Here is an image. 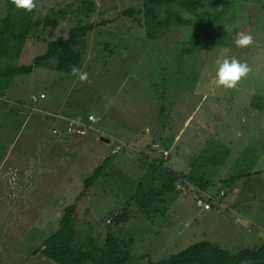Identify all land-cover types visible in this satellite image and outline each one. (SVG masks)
Segmentation results:
<instances>
[{"label":"rangeland","instance_id":"374dc122","mask_svg":"<svg viewBox=\"0 0 264 264\" xmlns=\"http://www.w3.org/2000/svg\"><path fill=\"white\" fill-rule=\"evenodd\" d=\"M145 1L37 0L30 41L22 56L0 60L3 72L10 65L31 64L46 51L49 41L67 37L70 28L94 25L76 46L83 57L80 69L89 74L91 83L59 71L54 59L12 79L0 73V264H55L33 253L58 226L61 209L85 193L76 207L82 237L100 240L109 229L113 237L132 243L131 250L138 257L152 262L204 242L235 254L261 244L258 235L234 220L243 212L254 216L257 226L259 220L264 223V196L256 202L259 181L251 179V186L244 185L264 162V36H259V26L264 33V0L233 4L244 12L238 31L246 29L254 37L253 45L243 48L235 45L237 35L232 31L219 36L215 28L205 30L204 13L182 10L175 4L170 11L179 14L182 23L157 29L156 39H150ZM252 4L258 6L257 16L246 18L254 11ZM128 10L135 12L127 14ZM5 14V2L0 0V17ZM49 18L57 20L56 27L43 25ZM225 56L251 68L234 89L215 84L216 62ZM41 92L47 97L34 102L33 96ZM73 113L86 120L89 113L94 114V127L121 137L130 147L112 154L101 132L87 127L84 135H73L69 143L58 139L53 118ZM118 123L126 129L118 128ZM202 124L209 131L215 127L201 154L187 160L181 148L179 162L163 163L159 168L156 159L163 153L165 140L181 128L186 136ZM189 143L194 151L202 138ZM62 152L67 156L59 159ZM108 154L112 158L96 170ZM213 156L219 165L207 162ZM225 156H235L228 167ZM240 156H246L247 162L239 164ZM181 172L193 185L214 189L215 211H191L195 193L184 180H178L183 177ZM96 173L90 189L85 190L84 180ZM164 180L185 184L155 197L150 189L162 191ZM237 192L248 202L242 198L241 206L231 211L218 206ZM125 209L130 210L126 221L106 225ZM136 260L134 264H146V260Z\"/></svg>","mask_w":264,"mask_h":264},{"label":"trees","instance_id":"16d2710c","mask_svg":"<svg viewBox=\"0 0 264 264\" xmlns=\"http://www.w3.org/2000/svg\"><path fill=\"white\" fill-rule=\"evenodd\" d=\"M226 1L228 0H147L144 4L146 22H148L146 35L150 39H156L157 29H167L174 22L178 24L182 23L183 20L178 16L179 14H174L170 11V6L173 4L178 5L181 9L183 8L182 10L193 11L197 14L204 13L205 17H203V20L208 24L205 30L215 28L219 36L222 34H231V31L236 35L241 32L245 33L247 31L246 29L241 32L238 31V26L244 12L236 8L233 4L235 2H241L245 5H250V3L244 0H232L228 4ZM4 2L6 14L0 17V60H6L8 62L19 59L23 54L24 46L30 41V32L33 26V11L26 12L16 8L12 0H4ZM253 7L254 11L250 15H247L246 18L257 16L255 9L258 6L253 5ZM134 12L135 10H128L127 14L133 15ZM36 23L40 24V22ZM191 23L194 24V21H191ZM46 24H51L56 27L57 20L55 18H49L45 20L43 25ZM93 26L92 23H88L78 24L70 28L67 37L49 41L46 51L42 55L36 56L34 62L31 64L19 66L10 65L6 72L0 71V73L2 76L11 79L19 75L30 74L36 67L42 65L48 59H54L57 62V69L62 72L71 73L72 65L81 68L83 57L77 51L76 46L79 40L86 36ZM260 29L259 26V36H264V33H261ZM163 108H165V104L162 106ZM90 114L92 113H89L88 116ZM71 115L76 116L74 113ZM96 120L97 118L95 116L94 121H88L87 128L91 131H100L102 137L110 136L105 129H99L93 126ZM53 128V133L58 139H65V142L71 140L70 137L73 135L80 136L67 133V123L63 119L53 118ZM118 128L126 129L124 123H118ZM117 137L121 138L119 136ZM105 142L111 145L110 149L113 154L115 140ZM144 156L149 159L148 155L144 154ZM111 158L112 156L110 154L106 155L96 170L101 169L108 159ZM156 161L159 165L165 162L163 158H158ZM97 176L98 174L96 173L84 180L85 190L90 189L93 180L95 181ZM168 182L164 180L163 183H166V185L162 187V191L154 192L153 189H150L155 194V197L158 194H160L158 196L160 197L163 191L175 185L173 182ZM84 195L80 194L75 197V200L81 201ZM77 201L69 203L61 209L58 226L51 231L52 233H48L50 235L47 234L48 236L42 239L41 244L34 251L33 255L46 257L55 264H134L137 258H140L142 261L146 260V264H264V245L256 249H246L235 254L216 244L208 242L198 243L188 247L172 255L169 259L152 262L147 257H138L131 250L132 243H129L125 239L113 237L107 227H105L108 229L105 238L102 236L100 240H95L91 235H83L84 237H82V233L78 229L76 222ZM129 212L130 210L125 209L122 213L115 214L114 217H111V222L106 225L123 223L127 220Z\"/></svg>","mask_w":264,"mask_h":264},{"label":"crops","instance_id":"0c3cea01","mask_svg":"<svg viewBox=\"0 0 264 264\" xmlns=\"http://www.w3.org/2000/svg\"><path fill=\"white\" fill-rule=\"evenodd\" d=\"M188 121H189V119H188ZM199 127H201V128H199ZM213 127H215V126H212L211 127V131H209L207 127L205 128L204 127V124L198 125V126H196V128H192L186 134L187 138H189L188 140H184V137H186V136H184L183 128H181L179 131H177L174 134L173 137L171 136L170 138H167L165 140L167 142L170 141V142H168L170 144L167 145V142H166V144L163 145L164 148L161 150V151H163V153L161 152L160 158H163L165 160L164 163H172L173 161L179 162V159H180V156H178L179 155V150L181 148H183V156H184V159L187 157V160L190 159L191 161H193V157L196 158L197 155L201 154L202 147L203 146H206L205 141H206L207 137L214 132V128ZM231 128L233 129L232 126H231ZM198 130H202V132L201 131H198ZM180 131H181V134H180ZM197 137L202 138V144L201 145L200 144L197 145V146H199V148H197L196 150L190 151L194 147L192 146L191 149L189 148V146H190L189 141L190 140H193V139H195ZM70 141L71 140H69L67 142L69 143ZM184 142L185 143L188 142V143L185 145ZM191 145H196V144L192 143ZM137 147L140 148L139 146H137ZM149 147L151 148V146H149ZM172 147H175V148L172 149ZM187 147H188V149H187ZM176 149H177V152L174 151ZM165 150L166 151H169V154L167 156L164 155V151ZM186 152H187V154H186ZM64 156H67L66 152H64L63 154H59V159H62ZM149 158H150V156H149ZM224 158H225L224 159L225 162H229V163H226L227 167L230 166V161L231 160L232 161H235V156H233V157L225 156ZM245 158H246V156H240L239 157V164L242 163L243 161L247 162V158L246 159ZM218 159H219V157H218ZM214 160H215V156L212 157L211 161H207V162H209L211 164L219 165V164L214 163ZM195 162H197V159H195ZM221 164L222 163H220V165ZM153 165L151 164V167ZM159 168H160V165H159ZM181 173H182L183 177L178 178V180L179 181L184 180L186 182V184L189 187H191L192 192L195 193L193 195V200L196 198L195 196H197V195H199V194H201L202 192H205V191L206 192H209L211 194H214V189L213 188L206 187V186H204V188H203V186H201L200 184L193 185L192 184V180L191 179L188 180L187 177L184 175V172H181ZM173 179H175V178H173ZM251 179H256L260 183H262V184H259V182H258V185L254 184L257 187L261 188V190H260V192H259V194L257 195V198H256V202L259 203V197L260 196H264V193L262 192L263 191V188H264L263 187L264 186V162H262L259 165V167L253 172L252 175H249V180L244 185H247L248 184L249 186H251L252 185L250 183V180ZM173 184H175V185L172 186V187H170L168 190H166L168 193L172 190V188H177V189L183 188V185L185 183L184 182L183 183H179L177 180H175V181H173ZM197 186H201L202 188H199ZM169 197H170V200L172 201V198H171L170 195H169ZM244 197H243V195H242L241 192L240 193L237 192V194H234L232 196L230 195L229 198H226L225 197L224 200H226V201H223L222 202L223 204L221 202H218V206L221 209H225L226 207H230V211H231V210H233L232 209L233 206L234 207L241 206V200H242V198H243L244 203L248 202V199H246ZM262 201H263V199L260 201V204H262ZM172 203L174 204V202H172ZM219 207H217V208H219ZM192 210H193L194 213H197L198 212V213H201V214H207V213H209L211 211H215V210H213V204H212V208H210V209H204L203 207L198 206V205L195 204V206L192 207L191 211ZM216 211H221V210L220 209H217ZM254 219H255L254 216L249 215L247 217V215L245 213L241 212V213H238V216H236V218H235L234 221L235 222H238L241 226L245 227L247 230H250V233L255 234V235H258L260 237V240H261V244L259 245V247H260V246H263L264 245V223H263V219L262 220H259L260 223H259V226H257L256 223L253 221ZM167 221L171 223V221H173V220H167ZM241 221L246 222V225L242 224ZM189 222H186V223H189ZM186 223H184V226H185ZM144 244H146V241L144 242ZM153 262H155V261H153Z\"/></svg>","mask_w":264,"mask_h":264},{"label":"clouds","instance_id":"9594fccd","mask_svg":"<svg viewBox=\"0 0 264 264\" xmlns=\"http://www.w3.org/2000/svg\"><path fill=\"white\" fill-rule=\"evenodd\" d=\"M12 3L15 5L16 8L22 9L26 12H32L33 10H35L38 7L37 0H12ZM234 42H235V45L237 47H242V48L243 47H249V46L253 45L254 37L251 33L241 32V33L237 34V37H236ZM216 63H217V70H216V74H215V76H216L215 84L217 87H223L226 89H234V88L238 87L240 82L243 79H246L247 76L249 75V73L251 72V68L246 62H241L239 59L234 58V57L228 58L227 56H225L222 59H218ZM70 71H71V75L76 77L79 82L91 83V81L89 80V74L87 72L82 71L76 65H72ZM37 95H39V94H37ZM46 97H47V95H46ZM55 112H57V111H55ZM75 135H79V134L75 133ZM113 138H114V136L102 137V139H104L105 141H113ZM115 138H118V137H115ZM126 147H130V145H128ZM199 195H197V196H199ZM196 205H197V203H196ZM108 220H110V222H111V219H108ZM110 222H108V223H110Z\"/></svg>","mask_w":264,"mask_h":264},{"label":"built area","instance_id":"2783aa9c","mask_svg":"<svg viewBox=\"0 0 264 264\" xmlns=\"http://www.w3.org/2000/svg\"><path fill=\"white\" fill-rule=\"evenodd\" d=\"M45 97H46V93L42 92L39 95L33 96V101L37 103L40 99H43ZM57 117H59L57 119H63L66 121L67 123L66 132L67 133H71V134L78 133L79 135L85 134L86 131L84 128L87 127L88 121L95 120V116L93 114H90L87 120L84 118H81L80 116H74L71 114H68V115L57 114ZM113 140H115V147L113 149L114 153L120 152L123 148L127 146V144L119 138L114 137ZM168 154H169V151L165 150L164 155L167 156ZM212 200H215L214 195L206 191L202 192L199 196L196 197L197 205L203 207L204 209L212 208V203H211Z\"/></svg>","mask_w":264,"mask_h":264},{"label":"water","instance_id":"95a60500","mask_svg":"<svg viewBox=\"0 0 264 264\" xmlns=\"http://www.w3.org/2000/svg\"><path fill=\"white\" fill-rule=\"evenodd\" d=\"M242 224L246 225V222L241 221Z\"/></svg>","mask_w":264,"mask_h":264}]
</instances>
